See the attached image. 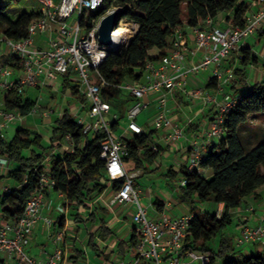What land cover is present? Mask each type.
Instances as JSON below:
<instances>
[{
    "label": "built area",
    "instance_id": "obj_1",
    "mask_svg": "<svg viewBox=\"0 0 264 264\" xmlns=\"http://www.w3.org/2000/svg\"><path fill=\"white\" fill-rule=\"evenodd\" d=\"M35 1L37 6L32 9L38 10L41 15L28 26V36L23 40L0 36V53L6 50L9 61L0 70V94L4 98L15 87H19L22 92L28 87L47 86L59 75L69 78L76 75L78 90L84 101H80L72 115L84 135H105L101 142V158L106 162L105 176L110 184L123 180L122 185L113 191L109 205L136 207L132 214L137 232L134 257L123 259L119 264H220L218 261L213 262L207 253L186 249L194 219L192 213L174 217L167 211L159 212L152 206L149 209L141 204L135 185L138 174L128 171L126 158L130 155L129 141L147 132L138 119L149 110L152 102L156 103L157 109L151 124L154 130L162 134L155 139L150 149L160 153L162 145H175L188 139V129L195 123L197 116L186 115L183 121L173 123L168 115L169 101L176 100L179 94L190 101L200 102L203 109L213 111L209 127L190 140L188 166L190 170L199 168L207 147L206 141L218 142L228 132L225 121L239 98L227 91V87L237 79L235 67L244 59L243 51L249 48L248 40L264 30V0H253L247 4L241 19L232 17L231 12L220 14L218 18L208 17L191 27L190 43L184 30L175 31L172 47L165 58L148 61L138 70L139 79L115 85L103 78L100 68L111 52L120 53L128 46L138 31V24L128 20L122 23L121 17L111 33L112 43L103 45L99 40L100 22L106 15L120 12V6L114 5L111 10L103 12L104 0ZM122 27L124 33L116 34ZM37 35L44 37L45 46L35 43ZM12 63L18 66L13 67ZM253 66L249 65L251 68ZM208 69L211 70V78L217 83L213 92L203 88L189 90V78ZM15 74H19V77L14 80L12 77ZM109 87L128 93L132 99V104L124 114L127 121L124 126L120 124L123 118L121 113L104 98V91ZM37 112L38 107L35 105L29 114ZM4 116L7 121H14L22 120L25 114L13 110L5 112ZM3 128L4 125H0L2 139ZM60 147L67 154L77 150L71 134L63 137ZM0 163L6 165L8 160L1 158ZM186 183L181 178L179 186L184 187ZM53 186L49 173L41 174L39 189L27 201L20 218L0 225V255L15 254L18 264H41L27 253V247L33 229L41 219L47 228L54 225L53 218L42 217L47 193L53 191ZM249 210H254V207ZM222 212L220 209L215 210L218 218H221ZM64 238V232L55 236L56 250L49 257L48 264L63 262L65 251L61 244ZM235 245L249 253L248 247L257 245L264 253V222L255 227H244Z\"/></svg>",
    "mask_w": 264,
    "mask_h": 264
},
{
    "label": "trees",
    "instance_id": "obj_2",
    "mask_svg": "<svg viewBox=\"0 0 264 264\" xmlns=\"http://www.w3.org/2000/svg\"><path fill=\"white\" fill-rule=\"evenodd\" d=\"M7 1L9 0H0V36L23 40L28 36L30 23L41 14L35 9H25L19 14L8 15L6 7L2 6ZM113 4L121 7L122 18L139 26L128 46L120 53L111 52L100 68L103 78L113 85L139 79L138 70L148 61L165 58L172 47L175 31L184 30L186 25L195 27L208 17L218 18L220 14L227 12H231L235 19H241L248 7L245 1L240 0H104L103 12ZM258 35L259 40L263 39L264 30L259 31ZM153 49L160 51L157 57L151 55ZM243 53V68L236 70L237 79L231 85L232 90H237L235 95L239 100L227 115L226 137L203 152L198 169L190 170L186 164L179 172L171 168L167 174L172 180L181 175L187 182L184 187L179 188L181 202L190 205V213L194 215L186 249L207 253L213 262L218 261L220 264H264L263 252L247 253L244 249L237 248L229 237H222L218 252L211 246L212 240L232 224L234 211L241 207L247 197L264 186V142L252 148L253 141L262 140L253 136L246 142L241 137L242 125L250 115L264 113V81H256L252 85L249 83L247 66L257 64L258 58L250 48L244 49ZM8 63V59L0 62V70ZM11 65L18 66L16 63ZM64 77L65 83L70 86L69 77ZM216 85V80L211 78L207 88L212 89ZM70 88L74 96L80 95L77 85ZM121 95L122 92L113 87L104 91V98L113 103L124 118L129 104L120 101ZM131 100L129 99L130 103ZM3 104L6 112L19 110L25 115L36 105L35 101L24 96L19 87L4 96ZM199 125L200 120H196L188 129L189 134L198 130ZM66 134H71L74 138L77 146L75 153L51 155L55 148H59L57 143ZM156 135V130H150L129 141L130 155L126 158V163H133L131 168L128 167L130 173L140 170L147 173L148 164H154L161 152L165 153L166 149L160 153L150 149ZM104 136L102 133L84 135L71 110L67 109L55 121L53 138L48 147L40 136L24 128L18 130L10 142L0 137V156L10 162L12 170L9 176L20 185V188L8 190L0 197L2 223L20 218L27 201L39 189L40 175L48 172L54 184L53 191L63 193L69 201L70 220L77 226L88 222L92 227H98L96 235L88 238L90 246L98 250L97 240L113 239L116 234L108 227L110 212L98 204L100 196L109 188V181L105 176L106 162L101 158ZM48 158L51 160L47 164ZM122 183L123 180H120L111 185L117 190ZM135 185L137 186L136 182ZM196 203L223 204L221 218L217 217L215 211L203 213L196 210ZM155 204L162 212L163 202L158 200ZM64 221V218H60L55 223V228H63ZM135 236L136 234L129 241L119 240L118 246L122 254L128 245L133 244ZM74 252L78 256L82 254L77 247ZM0 264L6 262L0 258Z\"/></svg>",
    "mask_w": 264,
    "mask_h": 264
},
{
    "label": "crops",
    "instance_id": "obj_3",
    "mask_svg": "<svg viewBox=\"0 0 264 264\" xmlns=\"http://www.w3.org/2000/svg\"><path fill=\"white\" fill-rule=\"evenodd\" d=\"M240 1H244V0H240ZM232 14V13H231ZM219 21V20H218ZM222 25H224V23L219 22ZM191 27L186 25L184 28V31L186 32L187 35V40L190 43V33H191ZM258 34H256L254 37H256V43H262L264 42V38L259 40L258 38ZM253 38V37H252ZM35 43L39 46H45V40L44 37L41 35H37L35 38ZM248 46L251 49V51L254 53V50L252 48V44L249 43L248 40ZM248 48V49H249ZM261 52H260V56H257L258 58V63L261 65V69L259 70V66L258 65H254L252 68H250L251 70V79L252 77H254L256 79V81H264V43L261 47ZM6 51V50H5ZM5 51L3 54L0 53V59H5L7 60V56L5 55ZM170 51V49L168 50V52ZM151 55L153 57H157L160 53V51L158 49H153L151 50ZM240 65L237 67V69H242L243 66L241 63H239ZM207 74V71L204 73H201L199 75H194L191 76L189 78V83H188V89L192 90L194 88H203L206 89L209 92H213L214 88L209 89L207 88V83L208 81L205 80V75ZM208 80L211 79V72L208 74ZM248 75V73H247ZM59 78H62V82L58 83L57 80ZM248 79L249 75H248ZM251 79L248 80L249 82H251ZM70 84V78H69V82ZM70 86H67V83H65V77L64 76H56L54 77L47 86L44 87H32L35 90H42L45 88H52L54 90L59 89L60 87L66 89L65 91H67L68 89H70V96L72 99H75V103L73 102V104L69 103L68 106H66L64 108V111L62 113H60L58 115L57 118H54L52 116V110L50 111H40V108L38 107V112L35 114H27L25 115V117L22 120L16 119L14 121H7L4 114H5V109H4V98L2 97V102H1V107H0V125H4V128L2 129V133L4 134L3 139L7 142H10L13 140V138L16 135V132L20 129H28L30 130L32 133L40 136L43 140V143L45 146H50L51 145V140L53 138V128L55 125V121L57 119H60L65 111L67 109L71 110V113L76 109V105H78V101H81L83 98V95H77L74 96L72 94L71 88ZM29 88H25L23 93L24 96L33 100L31 98V96L28 94V90ZM227 91H229L232 94H236L237 90H232V86L227 87ZM129 99H131L129 97ZM36 103L37 106V101L33 100ZM132 104V100L131 103L129 104V106ZM128 106V107H129ZM169 118L170 120L174 123L176 121H183L186 117V115H190V116H194L196 115L197 118L196 120H200V125L198 130L194 131L192 134H189V132H187V140H184L180 143H177L175 145H162L161 146V151L163 149H166L165 153L161 152L159 157H166V160H170L174 162L173 164L171 163V166L169 167L170 169L172 168L174 171L179 172L180 168L186 164H188V157L190 156V151H189V145H190V140L194 137H196L200 131L204 128H208L209 127V119L210 116L212 115L213 111L209 108L203 109L202 105L200 104V102H194V101H190L189 99L186 98V96L184 95H176V100H170L169 101ZM156 109H157V105L156 103L152 102L150 108H149V113L151 115V117L148 119V121L146 122V125L144 126L145 129L148 131L150 130H154L152 124H151V120L152 117L154 116V114L156 113ZM46 112H49V114H45ZM41 119L42 123L46 126L43 134L42 132H40L37 128H36V124L39 122V120ZM35 124V125H34ZM9 129L13 130V134L12 137L9 138L8 136V131ZM162 134V132L157 131V135H156V139L158 137H160V135ZM63 139V138H62ZM62 139L57 143L59 145V148H55L52 152L51 155L53 154H60L63 153L62 149L60 147V143L62 141ZM207 143V147H206V151H208L209 147H213L215 141H206ZM158 157V158H159ZM2 157L0 156V159ZM157 158V159H158ZM156 159V160H157ZM174 159H177L176 161H174ZM51 159L48 158L47 159V164ZM156 163V161H155ZM161 166V165H160ZM179 168V169H177ZM10 170H12V166L9 162V164L6 165H2L0 163V197H2L4 195L5 192H7L8 190L11 189H16V188H20V185L18 183H16L12 178H10L9 176V172ZM139 172H142V175L146 174L144 173L143 170H140ZM142 175H140L139 177H141ZM181 176V175H179ZM178 176V177H179ZM182 178V177H181ZM114 189L112 187V185L109 183V188L106 190V192L108 193V195H105L102 198H99L98 200V204L101 205L102 207H104L105 209H107L110 213H111V218L108 221V227H110L111 229H113V231L115 232L116 236L113 239H109L106 241L103 240H99V242L97 243L98 246V250H94L93 255L90 254H85L82 251V254L80 256H78L75 252H74V248L77 247L78 248V241L79 238L82 234L85 233L84 235V239H86V241H88V238L91 235H94L95 233H97L98 227L94 226L91 228H88V224H85V228H82L81 225L77 226L72 220H70V208H69V201L67 199V197L57 193V192H48L47 196H46V205L43 209L42 212V217H51L54 220V225L55 223H57V221L60 218H64V227L63 228H55V226L53 225V227L51 228H47L44 225L43 220L41 219L34 227L33 229V233H32V237L30 240V243L27 247V253L33 258L35 259L37 262L41 263V264H48V259L49 257L54 253V251L56 250V245L54 243V238L55 236L60 233V232H64L65 233V238L64 241L62 242L61 246L65 251V255H64V260L61 264H119L121 260L123 259H128V258H133L134 257V246L135 243L137 241V232L135 229V226L133 224L132 221V214H128V210L129 207H133L132 205L130 206H123V205H114V206H110L109 202L111 200L112 197V193H113ZM159 199H156L153 203H152V207H154L155 209L158 210L155 202L158 201ZM161 201V200H159ZM163 202V201H161ZM164 204V208L163 211H167V206L168 204H166L165 202H163ZM120 208L117 209V208ZM250 207H254L255 208V212H258L259 214V218L258 221L260 222H264V186L261 187L255 194L247 197L244 201L243 204L241 205L240 208H238V211L234 212V214L236 213V215L239 216H243V215H247L249 211H247ZM222 210L224 209V205L223 204H208L207 208L205 209V213L206 212H214L215 210ZM161 212V211H159ZM203 212V209H202ZM203 212V213H204ZM189 214V213H186ZM257 215V216H258ZM129 216L130 219L129 221H127L126 217ZM2 207H0V225L2 224ZM84 219H87V214L84 216ZM240 223L241 224H247L250 221L249 217H242L239 218ZM121 227V231L123 232V234L118 233L117 228ZM120 231V232H121ZM136 234L135 236V241L133 242L132 245H128V247L126 248L124 254H122L119 250V240H124V241H129L133 238V236ZM96 235V234H95ZM248 249L253 252H261L259 246L257 245H251L250 247H248ZM117 252V254L119 256L115 257L116 261H111V257L113 254H115ZM249 253V252H247ZM0 258L3 259L6 264H18L17 263V257L14 254L13 256H10L7 253H3L0 255Z\"/></svg>",
    "mask_w": 264,
    "mask_h": 264
},
{
    "label": "rangeland",
    "instance_id": "obj_4",
    "mask_svg": "<svg viewBox=\"0 0 264 264\" xmlns=\"http://www.w3.org/2000/svg\"><path fill=\"white\" fill-rule=\"evenodd\" d=\"M247 4L252 3L253 0H244ZM2 6L6 7V13L8 15H13V14H19L25 9H32L37 6V3L35 0H9L5 2ZM114 7V4L108 9L111 10ZM127 21V18H122V23ZM249 43L252 44V48L254 50V53L256 56H260L261 52V47L264 42L262 43H256V37H253L249 39ZM0 62H5V59H0ZM240 64H236L237 68ZM259 70L261 69V65L257 63ZM249 67V66H248ZM247 67V73L249 75V78L251 79V70L250 68ZM239 68V67H238ZM211 69V68H210ZM210 69L206 70L207 74L205 75V80L208 81V74L210 73ZM204 73V72H203ZM17 77H19V74H15L12 78L15 80ZM62 77V76H61ZM94 77V75H92ZM248 79V80H250ZM58 83L62 82V78H59L57 80ZM256 82V79L252 77L251 82H249L251 85ZM70 84L71 86H76L79 85L78 80L76 75L72 76L70 78ZM29 91L28 94L31 96L33 100L37 101V107L40 108V111H50L52 110V116L54 118H57L60 113L64 111V108L68 106L69 103L73 104L75 103V99H72L70 96V89L67 91L64 90V88L60 87L59 89H52V88H45L42 90H35L32 87H28ZM3 95L0 94V107H1V100H2ZM120 101L124 104H130L129 102V94L124 92L122 93L120 97ZM80 105V101L77 103ZM77 106V105H76ZM118 109L117 107H115ZM151 117L149 110H146L143 114L140 115L138 122L140 125L145 126L146 122L148 119ZM127 121L125 118H122L120 121L121 126L126 125ZM35 125V124H34ZM36 128L42 132H44L46 126L42 123L41 119L39 122L35 125ZM241 133V137L243 138L244 141H249L253 136L254 138H257L259 140H262L261 142H254L252 143V148L258 146L260 143L264 142V113H257L254 115H250L248 118L247 122L244 123ZM247 127V128H244ZM13 130L9 129L8 131V136L9 138L12 137ZM120 134V133H119ZM242 141V140H241ZM177 159H174L176 161ZM173 161V160H172ZM171 163L173 164L174 162ZM170 160H166V157H159L156 160V163L149 165L148 164V169L149 171L142 175V172H137L138 178L135 179V182L137 184L138 188V193L140 197L141 204L144 207H147L150 209L152 206V203L156 200L159 199L166 204L167 206V212L169 215L174 216V217H181L186 213H190L191 207L188 204H184L181 202L179 198V181L181 180V176L177 177L176 179L172 180L169 177H167V174L170 170L171 166ZM9 164V161H8ZM161 165V166H160ZM129 168L133 166V163H128L127 165ZM179 169V168H177ZM142 175L141 177H139ZM108 195V193L105 191L100 198L104 197L105 195ZM208 204H201V203H196L195 208L196 210H201L203 209V212L207 208ZM117 209L120 210L118 207ZM136 210V207H129L128 214H133L134 211ZM236 212L238 211L235 210ZM234 211V212H235ZM249 211L247 215L239 216L233 214L232 219L233 222L230 224L225 230H223L215 239L212 240L211 246L212 248L218 252L220 248V243L222 237H229L232 239V241H236L239 235L242 234V230L244 227H255L256 225L261 224L262 222L258 221L257 218H259V213L255 212L254 210H247ZM258 215V216H257ZM249 217L250 221L247 224H241L239 218L242 217ZM111 218V213L108 215V219ZM127 221H129L130 217H126ZM88 228L92 227L91 223H88ZM82 228H85V224H81ZM121 227L117 228L118 233L123 234L121 231ZM121 231V232H120ZM84 234H82L79 238L78 241V248L83 251L85 254H90L93 255L94 253V248L90 246L88 241L84 239ZM97 240V238H95ZM99 240H97L98 243ZM119 256L117 252L112 255L111 261H116L115 257Z\"/></svg>",
    "mask_w": 264,
    "mask_h": 264
},
{
    "label": "water",
    "instance_id": "obj_5",
    "mask_svg": "<svg viewBox=\"0 0 264 264\" xmlns=\"http://www.w3.org/2000/svg\"><path fill=\"white\" fill-rule=\"evenodd\" d=\"M122 16V13L114 11L101 20L99 27V40L101 44L110 45L112 43L111 33L117 27V22Z\"/></svg>",
    "mask_w": 264,
    "mask_h": 264
},
{
    "label": "bare ground",
    "instance_id": "obj_6",
    "mask_svg": "<svg viewBox=\"0 0 264 264\" xmlns=\"http://www.w3.org/2000/svg\"><path fill=\"white\" fill-rule=\"evenodd\" d=\"M123 31H125V30L122 27L120 30H118V32L116 34H122V33H124Z\"/></svg>",
    "mask_w": 264,
    "mask_h": 264
}]
</instances>
